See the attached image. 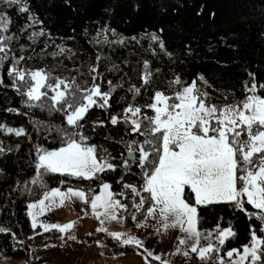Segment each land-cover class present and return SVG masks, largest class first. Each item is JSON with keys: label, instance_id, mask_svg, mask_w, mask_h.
I'll return each instance as SVG.
<instances>
[{"label": "snow or ice", "instance_id": "1", "mask_svg": "<svg viewBox=\"0 0 264 264\" xmlns=\"http://www.w3.org/2000/svg\"><path fill=\"white\" fill-rule=\"evenodd\" d=\"M0 5L26 16V23L19 31L27 33L29 28H33L28 35L30 40L34 41L45 34L43 27L39 31L35 30L34 26L42 25L43 21L33 13L29 0H0ZM203 11L204 7L201 6L196 15H201ZM211 15L215 16V13ZM12 23L10 13L7 10L0 11V62L10 60L7 73L12 78L11 87L25 98L22 103L27 108H39L49 115L56 113L61 117L59 124L32 121L37 132L58 141L60 146L49 149L37 144L35 159L32 161L34 174L23 182L16 180L17 186L23 183L20 190L30 195L37 187L44 189L39 199L27 203V216L34 230L33 235L27 239L40 235L35 232L39 225L44 232L58 230L60 239L65 242L75 240V236L67 235L74 227V222L47 223L38 219L73 198L86 205L80 210L85 216L90 208L100 225L106 220L123 223L128 219L123 213L127 212L129 205L117 197L131 196V220L137 221L138 216L144 217L135 226L152 228V232L146 233L147 237L158 235L162 241L164 237H170L173 231L180 233L175 237L177 243L174 251L168 255L190 258L194 253L204 264H264V235H258V232L264 234V95L258 91L264 90V84L257 83L255 73H247L251 78L250 86L247 82L244 85L248 94L232 104L211 103L208 92L196 86L197 80L191 84H182L180 76L176 75L169 85L176 86L171 97L156 90L150 97L152 103L144 106L128 103L123 107L121 116L119 112L111 111L113 105L110 101L116 89L122 88L123 84H114L110 80L107 91L102 90L96 82L102 74L95 64L89 69L92 78L90 85L87 81L79 83L78 77L62 78L46 69L19 68L17 65L24 57L10 55L12 42L19 37L15 34L6 35ZM102 31L115 33V29H109L107 25ZM159 31L162 33L163 28ZM47 37L48 40L52 39L50 32ZM151 41L158 45L159 53L169 59L173 58L174 53L168 50L164 39L157 32L151 33ZM57 47L61 53L65 51L63 46ZM153 53L159 55L155 49ZM100 59L96 57L97 61ZM112 70H116L115 65ZM153 79L149 61L145 60L140 73L143 83L140 86L130 84L127 89L133 101L141 95L142 89L147 90ZM198 79L207 84L202 74ZM0 84H3L2 78ZM94 106L108 111L109 117L107 122L103 119L91 121L92 132H96L98 127H104L106 123L116 128L122 125L124 128V135L117 141L123 145L119 157L89 142L85 125L88 123L90 109ZM144 107L153 114L144 112ZM7 111L19 110L9 108ZM0 130L14 133L17 137L25 135L23 127L12 128L0 124ZM6 151L11 152L12 149L6 150L0 142V155ZM134 167L139 169V181L125 182V175L131 173ZM118 169L123 174L116 183L123 187L119 193H114L112 185L101 174L116 172ZM0 173H3V169H0ZM50 174L64 177L60 179L61 185L67 183L66 178L99 180V192L93 193L89 199L88 192L92 189L71 186L66 190L59 187L49 189L45 178L50 177ZM211 205H226L234 213H243L249 220L250 239L241 245L242 251L234 247L220 255L226 241L237 235L231 224L222 228L218 222L213 229L203 231L198 227L201 223L200 208ZM248 206L254 211H250ZM254 221H259V227ZM96 232L106 233L121 247L143 249L138 254L142 256L144 264H173L146 246L145 240L138 236L120 231L109 232L102 226L96 228ZM9 233L16 244H24L16 232L0 226V234ZM96 244L105 246L99 240ZM12 247L15 251V245ZM43 247L49 245L44 244ZM119 254L123 256L125 253Z\"/></svg>", "mask_w": 264, "mask_h": 264}, {"label": "trees", "instance_id": "2", "mask_svg": "<svg viewBox=\"0 0 264 264\" xmlns=\"http://www.w3.org/2000/svg\"><path fill=\"white\" fill-rule=\"evenodd\" d=\"M29 4L33 13L43 21L42 25L34 26L35 30L39 31L43 27L46 33L45 41L60 43L78 58L76 71H70L67 78L78 77L79 83L87 81L90 85L92 78L89 67L95 64L102 74L96 81L102 90L107 91L110 80L114 84H123L122 88L116 89L110 101L113 105L111 111L119 112L121 116L123 107L128 103L144 106L151 102L150 97L156 90H161L171 97L176 86L169 85L176 75L180 76L182 84H191L193 80H197L198 86L208 90L210 101L218 105L225 100H242L248 94L244 85L245 82L249 86L251 84V78L247 74L249 71L256 74L258 84H264V0H29ZM201 6L204 11L197 16L196 12ZM5 10L13 20L6 35L15 34L19 37L12 42L10 55L24 57L17 66L28 70L38 67L53 74L58 72L60 75L65 72V68L61 70L56 67L61 64L60 59L45 49V41L37 38L33 41L28 38L33 28H29L27 33L19 31L26 23V16L1 5L0 11ZM212 13H215V16H212ZM105 25L125 37L145 36L157 32L174 56L169 59L159 53L158 45L152 41L147 48L128 49L109 37L112 31L104 32L107 37L96 39L97 33L102 31ZM161 28L162 33L159 31ZM48 32L52 35L51 40H48ZM21 45L24 46L23 49ZM153 49L159 55H154ZM97 56L101 58L99 61L96 60ZM145 60L149 61L154 79L147 90L142 89L141 95L133 101L132 94L127 89L130 84L140 86L143 83L140 73L143 71ZM114 65L116 70H112ZM8 66L10 60L0 62V78L3 79V84H0V124L12 128L23 127L25 135L17 137L14 133L0 130L2 146L6 150L12 149L11 152L6 151L0 155V169H3V173H0V226L16 232L18 239L24 241V244H16L10 233L0 234V257L21 260L13 264H28V260L34 258L31 247L56 241L59 233L58 230L51 229L40 233L34 239H27L32 230L30 218L27 216V203L39 199L44 189L37 187L30 195L20 190L23 183L17 186L16 180L23 182L34 174L32 161L35 159L37 144L49 149L60 146L58 141L37 132L32 121L59 124L61 117L56 113L49 115L47 111H41L39 108H27L22 103L25 98L11 87L12 78L8 76ZM156 69H159V72H156ZM200 74L204 76L207 84L199 81ZM258 91L264 95V90ZM9 108L19 111L9 112ZM143 111L148 115L153 114L146 107ZM108 117V111L104 109L95 106L90 109L88 123L85 125L86 134L90 137L91 144L97 145L99 149H106L114 157H119L123 145L117 141L124 135L122 125L116 128L106 123L104 127H98L96 132L90 130L91 121L103 119L107 122ZM138 173L139 169L134 167L131 173L125 175V182L139 181ZM122 174V170L118 169L116 172L101 175L112 185L111 190L119 193L123 185L116 181ZM62 178L64 177L60 174H50V177L45 178V182L49 189H66L71 186L92 189L91 192H96L101 183L99 180L66 178L67 183L61 185ZM117 198L128 203L127 212L123 213L128 217L124 224L133 227L143 216H138L137 221L131 220V196ZM248 207L250 211H254L251 206ZM199 215L201 223L198 227L202 231L213 229L218 222L222 228L231 224L235 229L237 235L226 241L221 253L228 248L242 249L241 245L249 242V220L243 213H234L226 205H211L201 207ZM254 222L259 227V221ZM258 235L264 234L258 232ZM85 239L88 243L90 235H86ZM108 241L112 244L113 252L128 253L135 250L132 246L121 247L117 242L109 239ZM88 246L92 250L100 248L95 242ZM106 254L110 255L111 252Z\"/></svg>", "mask_w": 264, "mask_h": 264}, {"label": "rangeland", "instance_id": "3", "mask_svg": "<svg viewBox=\"0 0 264 264\" xmlns=\"http://www.w3.org/2000/svg\"><path fill=\"white\" fill-rule=\"evenodd\" d=\"M1 6V5H0ZM100 34L96 36L102 37L101 39L107 37L104 32L100 31ZM112 40H122L121 44L128 49H138V48H147L149 43L151 42V35L145 36H137L135 39L133 37H123L119 34L112 33L109 36ZM40 41L46 40V33L44 35H40L37 37ZM57 45H61L56 41H48L45 43L46 50L52 52L55 56L59 57L61 64L56 66L58 69H64L65 72L58 74L55 72L53 75L60 76L62 78H67L70 71H76L78 67V58L74 55L72 51H68L69 49L65 48L63 53L60 52ZM62 46V45H61ZM90 68V67H89ZM35 69H42V68H34ZM59 70V71H61ZM60 73V72H59ZM201 91H206L205 88H202L196 85ZM209 94V93H208ZM211 102V101H210ZM152 103L149 102L148 104ZM214 103V102H211ZM232 101L225 100L220 105L224 104H232ZM82 189V188H81ZM66 190V189H61ZM99 189L96 192H88L89 199L93 193H98ZM81 201L78 199H71L66 200L63 206L54 209L50 212L45 213L44 216L38 217L40 221L47 222V223H67V222H74V227L70 229L69 233L71 235L78 236L83 240H86L83 236L88 235L89 232L92 234L90 235V241L88 245L92 244L96 241H101L104 247L97 248V249H90L86 254L84 251L79 250L77 248H73L69 245L65 240L60 239V233L58 234V239L56 241H49V247L45 248L43 245L39 246H32V253L34 255L33 261L34 264H40L42 262L47 264H144L143 258L138 252H142L143 249H135L132 252L125 253L121 256L118 251H112V244L108 241L112 240L111 237H108L104 232H96V228L104 227L109 232L111 231H120L125 233L126 235H135L140 237L141 239L145 240L146 246L152 248L157 254L162 255L163 258L169 259L173 262V264H204L203 261L196 258V254H192L190 258H184L182 255L170 256L168 253L174 251L175 244L177 243L175 237L180 235L178 231H173L170 237H164L161 241V237L158 235H153L151 237H147L146 233L152 232V228L144 229V228H137L135 225L130 227V225H125V221L123 223L119 221H111L106 220L103 225H100L99 221L92 215L90 208L87 209V215L85 216L80 210L85 208ZM143 218L139 220H143ZM33 229L31 230V236L33 235ZM35 232L42 233L44 232L42 228L37 226ZM52 236L49 237L51 239ZM113 241V240H112ZM115 242V241H114ZM97 245V244H96ZM98 246V245H97ZM133 247V246H132ZM90 248V246H89ZM231 249V248H230ZM229 250H224L220 255H224ZM242 251V249H240ZM107 252H111L110 255H107ZM90 253V254H89ZM89 255V257H88ZM91 255V256H90ZM38 258V259H37ZM227 257L225 256V260L227 261ZM32 259L28 260L31 261ZM21 262V260H14L7 256L0 257V264H13ZM26 263V261H25Z\"/></svg>", "mask_w": 264, "mask_h": 264}, {"label": "built area", "instance_id": "4", "mask_svg": "<svg viewBox=\"0 0 264 264\" xmlns=\"http://www.w3.org/2000/svg\"><path fill=\"white\" fill-rule=\"evenodd\" d=\"M70 231H68L67 235H71V233H69ZM75 236V235H73ZM76 239L75 240H67L68 244L71 245L73 248H77L79 250H82L84 252H87L89 249H88V246L87 244L85 243V241L78 237V236H75ZM28 264H33L32 262L28 263Z\"/></svg>", "mask_w": 264, "mask_h": 264}, {"label": "bare ground", "instance_id": "5", "mask_svg": "<svg viewBox=\"0 0 264 264\" xmlns=\"http://www.w3.org/2000/svg\"><path fill=\"white\" fill-rule=\"evenodd\" d=\"M117 34V33H116ZM106 35V34H105ZM120 35V34H119ZM107 36V35H106ZM120 36H122V35H120ZM123 37H125V36H123ZM126 38H128V37H126ZM116 41V40H115ZM45 49H46V46H45ZM34 69V68H33Z\"/></svg>", "mask_w": 264, "mask_h": 264}, {"label": "crops", "instance_id": "6", "mask_svg": "<svg viewBox=\"0 0 264 264\" xmlns=\"http://www.w3.org/2000/svg\"><path fill=\"white\" fill-rule=\"evenodd\" d=\"M84 237H86V236H83V238H84ZM86 253H87V252H85V254H86ZM89 254H90V253H89ZM90 256H91V255H90ZM88 257H89V255H88ZM89 258H90V257H89Z\"/></svg>", "mask_w": 264, "mask_h": 264}]
</instances>
